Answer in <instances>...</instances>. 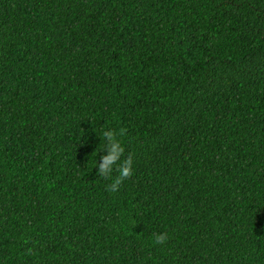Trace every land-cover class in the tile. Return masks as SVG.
Masks as SVG:
<instances>
[{"label":"trees","instance_id":"16d2710c","mask_svg":"<svg viewBox=\"0 0 264 264\" xmlns=\"http://www.w3.org/2000/svg\"><path fill=\"white\" fill-rule=\"evenodd\" d=\"M0 264H264V0H0Z\"/></svg>","mask_w":264,"mask_h":264},{"label":"clouds","instance_id":"9594fccd","mask_svg":"<svg viewBox=\"0 0 264 264\" xmlns=\"http://www.w3.org/2000/svg\"><path fill=\"white\" fill-rule=\"evenodd\" d=\"M123 130L117 132L111 129L104 130L102 137L106 141L103 149L99 154V161H96V172L100 177L111 179L112 183L107 186L111 192H117L120 185L133 175V159L129 155L125 159H121L125 153V147L120 137ZM116 171L117 175L113 179L112 174ZM168 239L166 234H158L154 236L155 244H164Z\"/></svg>","mask_w":264,"mask_h":264}]
</instances>
